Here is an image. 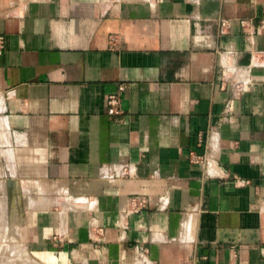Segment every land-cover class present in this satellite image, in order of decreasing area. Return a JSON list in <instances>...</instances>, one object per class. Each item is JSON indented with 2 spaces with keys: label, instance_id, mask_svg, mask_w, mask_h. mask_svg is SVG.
Segmentation results:
<instances>
[{
  "label": "crops",
  "instance_id": "obj_1",
  "mask_svg": "<svg viewBox=\"0 0 264 264\" xmlns=\"http://www.w3.org/2000/svg\"><path fill=\"white\" fill-rule=\"evenodd\" d=\"M0 40V264H264V0H0Z\"/></svg>",
  "mask_w": 264,
  "mask_h": 264
},
{
  "label": "built area",
  "instance_id": "obj_2",
  "mask_svg": "<svg viewBox=\"0 0 264 264\" xmlns=\"http://www.w3.org/2000/svg\"><path fill=\"white\" fill-rule=\"evenodd\" d=\"M241 25L244 26V22H242ZM221 26L225 27V24L222 23ZM2 49H3L2 41L0 40V57L2 55ZM250 73L251 71L248 68H237V67H233L228 71L222 72V78L219 85V90L222 92L233 91V89L243 90ZM125 89H126L125 84H118L115 92L107 96L106 106L109 115H113L118 112L117 108L120 105Z\"/></svg>",
  "mask_w": 264,
  "mask_h": 264
}]
</instances>
